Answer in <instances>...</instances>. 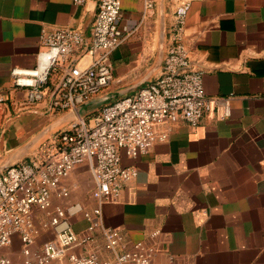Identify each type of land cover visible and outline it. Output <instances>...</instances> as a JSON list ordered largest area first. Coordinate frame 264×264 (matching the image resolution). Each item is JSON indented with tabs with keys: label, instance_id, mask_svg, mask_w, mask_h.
I'll use <instances>...</instances> for the list:
<instances>
[{
	"label": "crops",
	"instance_id": "1",
	"mask_svg": "<svg viewBox=\"0 0 264 264\" xmlns=\"http://www.w3.org/2000/svg\"><path fill=\"white\" fill-rule=\"evenodd\" d=\"M181 2H189L184 44L191 68L203 72L205 95L218 104L194 127L182 120L158 125L167 138L146 153H121V165L136 175L121 184L116 202L102 205V224L122 236L118 253L141 243L152 250L150 264H264V0H121L120 25L132 34L111 54V85L89 99L80 119L95 116L102 98L133 95L160 74ZM95 15V2L0 0V172L31 160L43 142L79 120L74 110L52 111L48 99L26 104L12 68H35L43 31L71 28L89 42ZM60 189L68 195L54 193L47 211H31L34 250L53 237L45 224L55 210L82 235L84 214L97 206L83 165ZM91 237L79 255L111 260L101 233Z\"/></svg>",
	"mask_w": 264,
	"mask_h": 264
},
{
	"label": "built area",
	"instance_id": "2",
	"mask_svg": "<svg viewBox=\"0 0 264 264\" xmlns=\"http://www.w3.org/2000/svg\"><path fill=\"white\" fill-rule=\"evenodd\" d=\"M87 2L96 3L89 42L71 28L43 31L35 68H12L13 87L26 90V104L48 99L54 112L74 110L111 85V54L128 40L132 31L120 25L121 0H72L74 6ZM151 7L147 1L145 10ZM188 10L189 2H181L175 9L170 44L161 72L154 80L133 95L102 107L88 120L79 119L55 133L31 160L0 172V250L10 251L9 255H0V264H51L65 258L69 264H150L152 250L141 243L117 252L122 236L102 224L101 207L116 202L121 184L136 175V170L121 165V153L129 158L146 153L155 142L167 138V132H156L158 125L182 120L194 127L218 104L217 99L205 95L203 72L191 68L184 44ZM85 56L91 60L80 64ZM81 165L93 179L92 197L97 201L92 212L84 214L88 222L84 234L75 232L66 222L65 212L57 209L45 224L53 237L34 250L32 209L47 211L54 193L66 197L68 193L60 189V182ZM97 230L104 250L113 255L111 260H100L96 253L79 255V249ZM15 256L18 260H14Z\"/></svg>",
	"mask_w": 264,
	"mask_h": 264
},
{
	"label": "water",
	"instance_id": "3",
	"mask_svg": "<svg viewBox=\"0 0 264 264\" xmlns=\"http://www.w3.org/2000/svg\"><path fill=\"white\" fill-rule=\"evenodd\" d=\"M144 86H145V85H144ZM121 97H124V96H120V97L117 96V97H115V98H113V99L110 98V101H108L109 99L106 98V97H105V98H102L101 101L99 102V105H100V107L102 108V107H104V106H106V105H108V104L114 102L115 100H117V99H119V98H121ZM89 101H90V100L85 101L84 103L78 105V106L74 109V111L79 112V119H80V117H81L82 114H88V113H89V110H90V109H88V106H90V105H89V104H90Z\"/></svg>",
	"mask_w": 264,
	"mask_h": 264
},
{
	"label": "rangeland",
	"instance_id": "4",
	"mask_svg": "<svg viewBox=\"0 0 264 264\" xmlns=\"http://www.w3.org/2000/svg\"><path fill=\"white\" fill-rule=\"evenodd\" d=\"M7 253H9V250H6V249H2V250H0V255L1 254H7ZM14 260H18V257H14ZM69 264V263H68Z\"/></svg>",
	"mask_w": 264,
	"mask_h": 264
}]
</instances>
